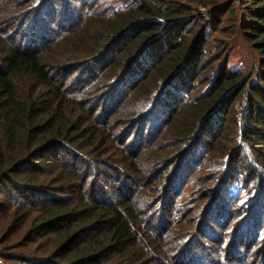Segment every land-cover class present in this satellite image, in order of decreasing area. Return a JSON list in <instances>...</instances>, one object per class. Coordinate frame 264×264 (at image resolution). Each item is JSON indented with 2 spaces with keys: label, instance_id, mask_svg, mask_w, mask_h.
Masks as SVG:
<instances>
[{
  "label": "trees",
  "instance_id": "1",
  "mask_svg": "<svg viewBox=\"0 0 264 264\" xmlns=\"http://www.w3.org/2000/svg\"><path fill=\"white\" fill-rule=\"evenodd\" d=\"M0 264H264V0H0Z\"/></svg>",
  "mask_w": 264,
  "mask_h": 264
},
{
  "label": "rangeland",
  "instance_id": "2",
  "mask_svg": "<svg viewBox=\"0 0 264 264\" xmlns=\"http://www.w3.org/2000/svg\"><path fill=\"white\" fill-rule=\"evenodd\" d=\"M246 51L243 49V47H241L240 45L237 47V49L235 50V55H234V59L233 61L237 64H239L240 62V56H245Z\"/></svg>",
  "mask_w": 264,
  "mask_h": 264
}]
</instances>
